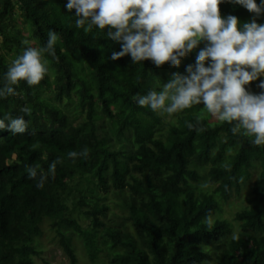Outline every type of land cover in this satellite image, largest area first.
Segmentation results:
<instances>
[{
	"label": "trees",
	"instance_id": "obj_1",
	"mask_svg": "<svg viewBox=\"0 0 264 264\" xmlns=\"http://www.w3.org/2000/svg\"><path fill=\"white\" fill-rule=\"evenodd\" d=\"M65 3L0 0V78L22 40L43 46L49 29L59 37L41 83L20 82L0 100V115L32 109L26 133L0 130V264H36L46 224L70 264H79L76 238L90 264H264V146L233 135L202 105L157 114L136 103L173 72L186 75L195 51L179 67L114 61L119 44L77 29ZM219 10L241 22L253 15L231 0ZM258 83L249 90L259 93ZM84 147L86 158L67 157ZM57 157L55 175L37 189L25 165L46 171ZM110 196L122 216L108 218ZM225 206L236 209L230 219Z\"/></svg>",
	"mask_w": 264,
	"mask_h": 264
},
{
	"label": "clouds",
	"instance_id": "obj_2",
	"mask_svg": "<svg viewBox=\"0 0 264 264\" xmlns=\"http://www.w3.org/2000/svg\"><path fill=\"white\" fill-rule=\"evenodd\" d=\"M48 2V0H47ZM224 0H66L74 10V25L85 32L96 30L119 44L110 59L130 57L132 65L150 60L157 68L165 64L179 67L194 52L195 64L186 65V75L173 72L159 88L137 94L136 103L157 114L179 113L194 104L214 119L226 122L233 135L247 137L251 145L264 146V0H231L253 14L246 22L235 15H221ZM43 46L22 40L20 53L0 78V100L17 95L16 86H38L49 71L45 54L55 57L56 31H47ZM259 80V93L249 85ZM19 116L0 115V130L20 135L28 130L31 107L25 105ZM88 148L70 150L67 157L86 158ZM61 158L39 165H25L27 178L37 189L44 187L56 172ZM211 227L213 217L205 216ZM233 234V239H235Z\"/></svg>",
	"mask_w": 264,
	"mask_h": 264
},
{
	"label": "rangeland",
	"instance_id": "obj_3",
	"mask_svg": "<svg viewBox=\"0 0 264 264\" xmlns=\"http://www.w3.org/2000/svg\"><path fill=\"white\" fill-rule=\"evenodd\" d=\"M18 23L21 24V17L18 18ZM32 45H34L33 42ZM204 172V170H201V175H204ZM232 202L237 203L240 202V200H238L236 197H233ZM115 203H117V198L110 196V200L107 202V204H109L111 207L108 218H111L113 215L116 217L122 216L120 210L115 206ZM228 208L225 206L223 217L230 219L229 217H231L232 214L236 212V209ZM106 221H108V219ZM82 223L84 227L88 226L87 221H83ZM44 229L45 237L42 239L40 246L41 256L36 258V264H70L68 256L65 254L60 245H58V243L54 240L55 234L48 229L47 224L44 226ZM75 247L79 264H90V257L87 255L81 239L76 238ZM104 255V253H101V256Z\"/></svg>",
	"mask_w": 264,
	"mask_h": 264
}]
</instances>
